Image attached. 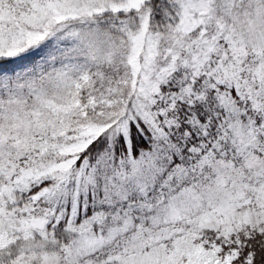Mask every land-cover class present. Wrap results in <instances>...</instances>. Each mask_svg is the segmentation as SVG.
<instances>
[{"label": "snow or ice", "instance_id": "snow-or-ice-1", "mask_svg": "<svg viewBox=\"0 0 264 264\" xmlns=\"http://www.w3.org/2000/svg\"><path fill=\"white\" fill-rule=\"evenodd\" d=\"M0 264H264V0H0Z\"/></svg>", "mask_w": 264, "mask_h": 264}]
</instances>
